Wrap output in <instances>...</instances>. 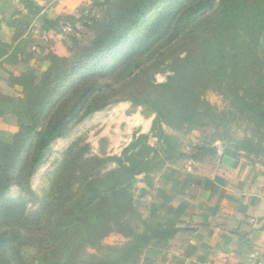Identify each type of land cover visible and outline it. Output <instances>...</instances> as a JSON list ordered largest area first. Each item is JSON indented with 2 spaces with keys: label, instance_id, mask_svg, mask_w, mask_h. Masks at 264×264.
I'll list each match as a JSON object with an SVG mask.
<instances>
[{
  "label": "trees",
  "instance_id": "1",
  "mask_svg": "<svg viewBox=\"0 0 264 264\" xmlns=\"http://www.w3.org/2000/svg\"><path fill=\"white\" fill-rule=\"evenodd\" d=\"M20 1L41 9L34 0ZM161 1L102 0L91 38L69 57L50 55L39 78L7 71L14 92L0 93V118L14 115L17 129L10 142L0 140V264H82L88 249L99 252L89 264H136L147 250L165 247L175 229L152 218L150 232L137 231L133 198L136 176L153 167L148 153L164 144L161 164L176 156L164 127L209 131L211 141L226 143V124L243 120L253 135L237 138L235 149L220 155L264 153V0H191L182 9L169 4L129 40ZM13 41L0 39V50L7 43L0 56ZM158 73L164 81H156ZM213 88L225 97L226 108L203 98ZM122 100L154 112L155 145H139L143 136L135 139L113 158L116 168L105 172L94 164L99 157L71 145L38 211L27 213L21 201L5 196L11 185L31 193L30 178L49 143L73 123ZM217 155L215 147L201 145L177 159L201 163ZM112 232L127 240L102 247Z\"/></svg>",
  "mask_w": 264,
  "mask_h": 264
},
{
  "label": "rangeland",
  "instance_id": "2",
  "mask_svg": "<svg viewBox=\"0 0 264 264\" xmlns=\"http://www.w3.org/2000/svg\"><path fill=\"white\" fill-rule=\"evenodd\" d=\"M102 0H34L41 8L34 11L26 3L20 0H3L0 6V39L4 36L14 40L12 46L0 56V93L11 95L14 89L8 83V72L15 70L31 73L39 78L49 65L48 57H69L70 51L76 46L86 43L92 36L91 21L100 14V7L96 3ZM191 0H162L149 11L133 29L129 40L137 39L145 30L149 22L155 18L169 4L174 8H183ZM257 1V0H254ZM11 42V41H10ZM7 43L3 45L5 48ZM18 45L16 49L15 46ZM128 44L119 46L123 49ZM0 50V51H1ZM156 81H164V74H156ZM204 99L213 107L226 108L225 97L217 88L205 92ZM155 114L143 105H136L129 100H122L106 105L104 108L94 111L79 122L73 123L69 131L62 137L54 139L44 149L43 155L30 178L31 193L26 194L16 185H11L5 190V196L21 201L25 205L27 213L36 212L50 194L55 172L66 155L69 147H86L87 156L99 157L101 161L94 163L102 165V172L116 168L114 157L122 156L126 147L135 139L141 137L139 145L143 142L155 145L156 138L152 136V126ZM243 120H235L231 125L226 124L228 134L225 135L226 143L218 140L211 141L212 133L202 130H171L167 127L165 132L172 135V143L176 146L174 158L161 164L164 157L161 145L158 152L154 150L148 153L152 158V169L136 176L133 186V198L135 210L139 219L137 231H151L152 216L151 202L153 185L156 177L167 165H183L193 161L178 158L179 153H188L193 146L210 145L215 147L217 156L224 149L233 151L236 139L250 133V129ZM251 126V125H250ZM17 129V119L14 115L0 118V140L10 142L13 133ZM223 131V130H222ZM223 133V132H222ZM162 144V143H161ZM78 151V149L76 150ZM239 156L251 160L264 168V153L254 156L243 151L237 152ZM249 158V159H248ZM209 160L203 163H209ZM140 214V216H139ZM150 222V223H149ZM148 223V224H145ZM127 239L117 232L108 234L102 240V247L107 245H119ZM104 250V249H103ZM95 249H88L85 263L89 264L91 257L98 254ZM89 261V262H88ZM136 264H142V256L136 260Z\"/></svg>",
  "mask_w": 264,
  "mask_h": 264
},
{
  "label": "crops",
  "instance_id": "3",
  "mask_svg": "<svg viewBox=\"0 0 264 264\" xmlns=\"http://www.w3.org/2000/svg\"><path fill=\"white\" fill-rule=\"evenodd\" d=\"M152 194V218L176 232L165 247L147 250L142 264H264L260 165L226 155L167 165Z\"/></svg>",
  "mask_w": 264,
  "mask_h": 264
}]
</instances>
